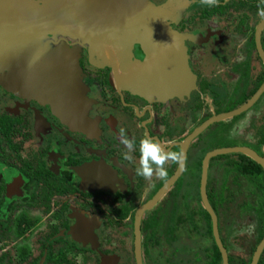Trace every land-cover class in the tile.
Instances as JSON below:
<instances>
[{"label": "flooded vegetation", "instance_id": "1", "mask_svg": "<svg viewBox=\"0 0 264 264\" xmlns=\"http://www.w3.org/2000/svg\"><path fill=\"white\" fill-rule=\"evenodd\" d=\"M49 1L0 0V58L12 54L0 59V264H139L137 223L142 264H175L192 237L210 244L193 264L215 246L225 264L205 166L228 264H252L264 240V0H60L58 18L42 16ZM173 41L191 84L171 92ZM151 52L165 62L146 69ZM144 139L169 156L166 176L138 174ZM181 153L184 167L171 159ZM233 216L244 227L232 253Z\"/></svg>", "mask_w": 264, "mask_h": 264}, {"label": "water", "instance_id": "2", "mask_svg": "<svg viewBox=\"0 0 264 264\" xmlns=\"http://www.w3.org/2000/svg\"><path fill=\"white\" fill-rule=\"evenodd\" d=\"M59 1V2H58ZM144 2H146V0H144ZM148 3V1H147ZM63 4L62 2H60V0H50L49 1V4H46L44 6V9L43 12H42V16L44 14H49L50 17L52 18H58V15H62L64 13H66V8H63ZM39 9V8H38ZM57 9L59 11H57ZM55 16V17H54ZM59 17H63V16H59ZM19 18V17H18ZM1 41V40H0ZM173 45H177L179 47V44L178 42L175 44V42L173 41L172 43H170L168 45L171 46L172 49L168 48L170 51H171V54H172V57L171 59H168L166 62L167 63H170V64H173L172 66V69L170 68V70H172V78H174L172 80V91H179L181 90L180 88H186L188 85L191 84V80H190V77H189V73L186 71V68H184V65L183 64V58H182V54H181V51H180V48H174ZM176 46V47H177ZM1 50V49H0ZM2 51H5V50H2ZM7 53L3 52L1 54V61H5V62H10L11 61V58L12 57V54L8 51H6ZM150 54V58L144 63V67L146 69H151L153 68V64L154 62H156L157 60L159 61V59H155L153 57V53H148ZM159 62H165V61H159ZM4 63V62H3ZM183 67V69H182ZM0 71H5V67L1 64L0 66ZM155 76V75H154ZM54 102L55 101H51V104L54 106ZM249 107V104L244 106L243 108H241L240 110L234 112V113H231V114H227V115H224L222 116L221 118H228V117H231L235 114H239L240 112L244 111L245 109H247ZM204 128V127H203ZM201 132V129L198 130L197 132H195L191 137H189L185 144L189 143L196 135H198L199 133ZM185 144H183V148L185 149ZM231 150L227 151V150H223V151H220L218 153H227V152H230ZM233 151V150H232ZM243 151V150H242ZM246 153H249L250 155L251 152H248V151H245ZM216 154V153H214ZM213 155V154H212ZM212 155H209L208 156V159L209 157H211ZM253 157H255L254 155H252ZM183 157H184V154H183ZM258 163H260L262 165V167L264 168V159H260L258 157H256ZM206 174H207V166H205V171H204V178H203V182H202V191H203V202L206 206V209L208 210L209 214L211 215L212 217V220H213V225H214V233H215V238H216V241H217V244L224 256V261H225V264H228V258H227V254H226V251L221 243V240L219 238V234H218V230H217V217L214 213V211L212 210L209 202H208V199H207V196H206V192H205V187H206ZM172 183V181H171ZM174 183V181H173ZM156 200H153L151 201L150 203H148L145 207H143L141 210H140V214L138 217H140V215H142V213L144 212V210L146 209H149L154 203H155ZM136 246H137V254H138V263L139 264H142L141 262V251H140V247H141V234H140V229H139V223H137V227H136ZM264 249V240L262 241V243L260 244V246L258 247V250L254 256V259H253V263L252 264H257L258 263V260H259V257H260V254L262 252V250Z\"/></svg>", "mask_w": 264, "mask_h": 264}, {"label": "clouds", "instance_id": "3", "mask_svg": "<svg viewBox=\"0 0 264 264\" xmlns=\"http://www.w3.org/2000/svg\"><path fill=\"white\" fill-rule=\"evenodd\" d=\"M201 3L205 6L215 7L218 0H201ZM259 15L264 16V7L259 9ZM123 143L131 150L134 146V141L125 139ZM125 159H132L130 155L125 153ZM169 159V156L161 148L160 144L154 140L144 139L141 145V167L138 169V174L146 179H150L153 173H157L160 177L167 175L164 168L165 163ZM176 160L181 167H184L183 154H177L171 157ZM155 165V168L153 167Z\"/></svg>", "mask_w": 264, "mask_h": 264}, {"label": "rangeland", "instance_id": "4", "mask_svg": "<svg viewBox=\"0 0 264 264\" xmlns=\"http://www.w3.org/2000/svg\"><path fill=\"white\" fill-rule=\"evenodd\" d=\"M184 1L180 2V4H178L177 10L174 9V8L173 9L172 8H166V11H168L169 14H171L172 12L173 13H182L186 9L185 6L187 5V4L186 5H182V7L180 8V5L184 4ZM166 23H168V22L162 21V25L161 26L166 28L168 26ZM167 28H168V30H170V27H167ZM177 41L180 43V45L186 47V45H185V43H184V41L182 39H177ZM50 51H52V48L48 50V52H50ZM33 60H34V62L35 61L37 62V59L33 58ZM81 104H82V102H81ZM235 219H236L235 216H233V218H228V219L226 218V220H225L226 223L224 224V225H226V228H227L226 229L227 241H228V244H229L230 251L232 253L234 252L233 249H236V247L234 245V237L233 236H234V233L236 232L237 227H238V225L240 223V222L236 223L237 221ZM241 223H240V228L244 227ZM192 238H193V240H191V241H189V239H188V241H184L183 240L180 243V245H178V246L181 247V253H178L176 255V257L174 258V260H175L174 263L175 264H193L194 263V259H195L196 255H194L193 252H195V251L199 252L198 250L200 248H202L204 245L202 244L203 239H201V241L199 242L198 239H196L194 237H192ZM204 239H206V242H208L207 238H204ZM185 244H189V246H185ZM206 246H210V244L209 245H205L204 247H206ZM185 249H186V252H185ZM192 254H193V256H192ZM191 258H192V261H191ZM180 261L183 262V263H181Z\"/></svg>", "mask_w": 264, "mask_h": 264}, {"label": "trees", "instance_id": "5", "mask_svg": "<svg viewBox=\"0 0 264 264\" xmlns=\"http://www.w3.org/2000/svg\"><path fill=\"white\" fill-rule=\"evenodd\" d=\"M213 255H214L213 259H212L213 261L210 264H219L220 255H219V252H218L216 246L213 249ZM262 261H264V259ZM261 263L264 264V262H261Z\"/></svg>", "mask_w": 264, "mask_h": 264}, {"label": "bare ground", "instance_id": "6", "mask_svg": "<svg viewBox=\"0 0 264 264\" xmlns=\"http://www.w3.org/2000/svg\"><path fill=\"white\" fill-rule=\"evenodd\" d=\"M130 8V5L128 4L126 8ZM134 30V29H133ZM151 43V42H150ZM155 51V50H154ZM59 105V104H58ZM54 106L56 107V109H58V107L56 106V103H54ZM60 109V108H59Z\"/></svg>", "mask_w": 264, "mask_h": 264}]
</instances>
